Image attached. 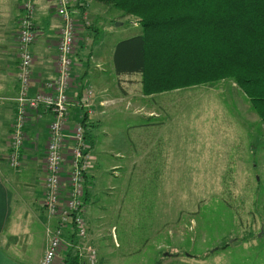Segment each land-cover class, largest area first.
<instances>
[{
  "label": "rangeland",
  "instance_id": "obj_1",
  "mask_svg": "<svg viewBox=\"0 0 264 264\" xmlns=\"http://www.w3.org/2000/svg\"><path fill=\"white\" fill-rule=\"evenodd\" d=\"M88 1L72 0L80 23L76 52L90 54L94 73L97 65L109 72L103 89L90 77L97 113L87 129L79 122L96 158L93 176L87 173L86 236L63 231L64 252L53 264H67L69 254L78 264H264V121L250 97L234 80L146 96L140 76L120 81L126 95L112 70L111 43L141 35V19L94 0L100 7L91 8ZM43 83L34 91L32 74L31 94ZM31 119L39 121L33 114L27 126ZM70 121L61 181H68L74 161L68 136L75 128L65 134ZM46 158L43 208L55 220L46 230L51 240L48 233L62 229L57 212L48 213L44 204ZM80 245L95 251L82 254ZM37 248L31 246V256Z\"/></svg>",
  "mask_w": 264,
  "mask_h": 264
},
{
  "label": "trees",
  "instance_id": "obj_2",
  "mask_svg": "<svg viewBox=\"0 0 264 264\" xmlns=\"http://www.w3.org/2000/svg\"><path fill=\"white\" fill-rule=\"evenodd\" d=\"M94 1L141 19L143 33L119 42L113 63L140 76L144 95L234 80L264 121V0Z\"/></svg>",
  "mask_w": 264,
  "mask_h": 264
},
{
  "label": "crops",
  "instance_id": "obj_3",
  "mask_svg": "<svg viewBox=\"0 0 264 264\" xmlns=\"http://www.w3.org/2000/svg\"><path fill=\"white\" fill-rule=\"evenodd\" d=\"M88 2L91 8L94 7L93 5L100 7L92 0ZM20 3L21 0H0V264H41L49 244L46 230L55 225V220L50 219L43 208V168L48 141V124L52 119L50 113L42 110L38 123L31 119L27 126L28 140L22 149V167L14 170L6 160L7 144L16 116L15 100L20 90L17 41L18 20L22 15ZM92 11H89L90 18H94L96 14ZM34 22L38 31V39L32 47L36 60L33 68L35 91L39 88L40 82L50 81L58 76L57 45L59 40L57 39H60L62 22L55 11L53 0H35ZM90 30H84L83 36L90 35L92 32ZM111 46L116 48L115 41L111 43ZM79 54L82 56L78 57ZM90 57V54L79 51L74 56L73 80L69 95L75 99L80 98L82 92L90 84L95 87L90 78L92 76L99 82L98 88L103 89L107 85V79L105 82L104 78H107L109 70L106 71L97 65L98 71L94 73L91 70ZM112 70L116 74L114 63ZM116 76L121 88L123 85L120 81L123 79L139 77L138 75L119 76L117 74ZM124 89L126 95H129L126 88ZM124 89L122 88V91ZM92 111L93 116L86 117L79 108H72L71 121L68 124L69 128L65 129V134L74 129L80 120L86 121L85 129L88 124L92 125L91 121L97 113L94 106ZM38 135L39 140L36 142L35 136ZM71 148L70 144L68 150H72ZM95 167L96 165L92 166L90 177L93 176L92 171ZM90 181L91 179L88 178V190ZM32 245L38 246L34 256L30 255Z\"/></svg>",
  "mask_w": 264,
  "mask_h": 264
},
{
  "label": "built area",
  "instance_id": "obj_4",
  "mask_svg": "<svg viewBox=\"0 0 264 264\" xmlns=\"http://www.w3.org/2000/svg\"><path fill=\"white\" fill-rule=\"evenodd\" d=\"M55 11L61 19L60 44L58 42V76L44 82L41 88L32 95L31 83L35 57L32 47L38 39V31L34 22L35 0H21L22 15L18 20V57H19V96L16 98V116L11 128L9 143V165L18 169L22 163V149L28 139L26 134L27 123L35 115L36 120L41 118V111L51 114L53 121L48 124L49 139L46 147L47 154V197L44 204L48 213L59 216V229L49 236L48 249L43 258L42 264H53L56 257L64 250H60L63 243V231H70L73 235L86 236L87 228L84 220L86 209L87 178L92 163L94 162L90 146L84 143L85 131L82 123L75 126L76 135L68 138L74 141V161L70 162L68 181H61L62 167H64L65 136L64 128L71 119L72 108H79L86 115H90L93 105L89 98V87L85 88L80 98H73L69 95L73 80L74 56L77 54L80 26L79 19L74 16L72 0H53ZM83 30H81V33ZM79 35V36H78ZM75 85V84H74ZM90 103V104H89ZM88 173V174H87ZM62 199L65 203H61ZM81 253L89 254L95 251L90 245L82 247ZM60 250V251H59ZM65 257V255H64ZM56 263V262H55Z\"/></svg>",
  "mask_w": 264,
  "mask_h": 264
},
{
  "label": "water",
  "instance_id": "obj_5",
  "mask_svg": "<svg viewBox=\"0 0 264 264\" xmlns=\"http://www.w3.org/2000/svg\"><path fill=\"white\" fill-rule=\"evenodd\" d=\"M119 25H120V23H119ZM117 26H118V24H117Z\"/></svg>",
  "mask_w": 264,
  "mask_h": 264
}]
</instances>
